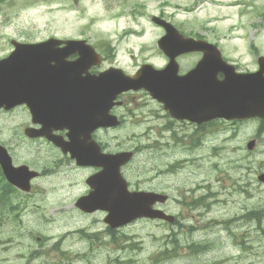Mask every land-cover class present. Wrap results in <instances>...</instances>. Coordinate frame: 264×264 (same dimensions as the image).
<instances>
[{"label": "rangeland", "instance_id": "374dc122", "mask_svg": "<svg viewBox=\"0 0 264 264\" xmlns=\"http://www.w3.org/2000/svg\"><path fill=\"white\" fill-rule=\"evenodd\" d=\"M2 2L6 5L2 8V16L10 17L7 19L11 26L17 27L18 37L37 40L49 35L82 36L91 41H105L115 48L113 60L108 61L120 64L130 73L144 62L155 66L164 64L156 44L163 31L151 21L155 14L164 15L186 35H201L218 43L224 57L238 64L239 69H257V56L264 55V0ZM196 59L195 55H187L181 62L184 68H189ZM129 99L135 103L123 109V125L103 132L99 137L110 149L138 150L126 168L132 184L165 191L170 196L194 189L216 190L220 191L219 197H222L220 193L227 196V190L222 188L230 187L233 179H239L236 183L238 189L252 193L257 187L258 211L263 214L257 234L252 233L257 247L252 241L253 247H247L238 264H264V183L257 179L260 173H264L261 132L258 133L252 124L243 125L239 137L233 140L225 137L226 131L221 130L194 134V129L189 126L175 125L162 106L145 93H136ZM18 118V126L1 123L0 127L3 138H18L16 162L38 163L53 174L34 182L41 189V201L22 202L15 222L17 225L3 226L0 246L8 248L0 251V257L7 258L6 264H26L27 261H22L19 256L30 250H38L41 256L29 264H52L51 254L58 249L53 247H61L63 264H205V259L219 256L221 243L212 247L215 255L211 258L202 251L199 255H190L186 247H179L176 255L170 253L171 231L155 221L140 220L114 235L108 234L103 213L83 214L74 210V201L86 189L82 177L87 171H68L67 161L58 150L42 140H26L22 133L25 126L22 128V125L28 119L22 112ZM169 123L175 126V132L166 128ZM256 137L259 138L257 159L249 173L246 163L250 164L251 157L246 156L245 150H238V145L240 141ZM240 156L244 158L241 164L238 162ZM231 198L238 200L237 197ZM233 204L236 206L237 202ZM231 207L228 202L212 206L211 217L219 219L222 212L231 210ZM169 209L173 211L174 204L171 203ZM211 230L218 239L223 238V231L216 227ZM202 238L205 236L197 239ZM224 244L223 253L229 263L234 251L228 241ZM165 249L168 253H163Z\"/></svg>", "mask_w": 264, "mask_h": 264}, {"label": "flooded vegetation", "instance_id": "af4514ba", "mask_svg": "<svg viewBox=\"0 0 264 264\" xmlns=\"http://www.w3.org/2000/svg\"><path fill=\"white\" fill-rule=\"evenodd\" d=\"M1 11L2 10L0 9V14ZM16 33L17 30H15V27L10 26L8 20H0V89L11 88L10 93L0 91V99H9L11 103H13L10 106H6V104L0 105V127L1 123L10 124V126L12 124H16L18 126V115L20 112L24 113L28 119L25 126L33 125L37 127V124H33V115L30 112L28 104L23 102L24 94L20 93L18 90L19 88L23 89L24 87L30 90V96L28 95L27 99L29 103H34L35 100L33 90L36 86H41V83L44 80V76L36 79L35 72L40 68H43L44 70L49 69L52 62L45 57L36 55L35 52H26V46L19 48V43L28 44L29 42H34L35 40L30 38H20ZM71 38L84 39V37L81 36ZM85 40L88 42V39L85 38ZM93 45L96 50L102 51L103 57L104 53H107V51L110 50L105 47H100L99 42L93 43ZM60 47H64V45H61ZM65 52L67 54L65 57V64H70L71 72L68 74L70 80H73L74 76L77 74H96L101 68H103L94 64L96 57L89 53L85 56L83 61L76 63L75 60H77L80 56L76 46L66 47ZM125 93H122L121 97ZM19 102L21 104H19ZM124 105L125 103L123 101L121 106L113 107L111 112L118 115L122 119L123 113L121 108ZM224 123L228 124V126L222 130L229 132V139H237L241 133L240 130L243 122L229 121ZM206 124L207 123L194 125L197 128L196 133L203 132L205 129H208L209 126ZM17 126L15 128H17ZM99 130L100 129H97L92 133V138L96 141L99 140ZM58 134L65 136L66 131H58ZM17 140L18 138L16 137L3 138L0 130V153L7 154L13 165H18L16 164V149L18 147ZM27 140L30 141L34 139L27 138ZM258 145V137L255 138V145L253 148H247V141H240V144L238 145V150H245L246 156L251 157L250 164L246 163L249 173L252 171V164H256L255 162L257 158L255 156ZM81 148H83L82 143ZM241 156L238 160L240 164L244 160ZM64 159H68L67 155ZM88 161H90V159H88ZM71 162L73 161L71 160ZM27 166L35 171L37 176L30 180L29 190L23 191L6 181L2 171V160L0 158V232L3 231V226L5 224H10L11 220L18 219V206L15 205L13 201L19 193L25 194L27 199L34 202L41 201V189H39L34 182L43 178V173L46 171L45 166L38 163H34L32 165L29 164ZM75 168L88 169V175L99 170L98 168H94L92 166H77ZM232 182L231 186L227 189L225 186L222 188L227 190V196H223V193H220L222 197H219L220 191H211L210 189L206 191H198L197 189H194L178 191L177 194L171 197L170 201L155 203L153 205L154 208H159L165 212H169L168 204H170V206L171 203L174 204V210H170V213L174 216L172 222L167 223L161 220H156V222L158 225L169 226L172 236L171 247H173V250L176 253L179 247H188V254L190 255H199V251L204 250V252H206V256L211 258L215 255L212 251V247H217L218 244L216 243H221L220 247H222V250L219 256L212 259H205V264H231L232 260L233 264H238L240 263L239 260L241 259V254L246 252L247 247H253L252 241H254L255 247H257L256 239L252 238V233L257 234L259 229L257 187H255V190L251 193L249 191L236 188V183L239 182V179H235ZM136 186L137 185L134 184V187ZM138 187L141 188L140 186ZM146 189L155 192L158 191L154 188ZM229 196L237 197L238 200L236 201L233 198L230 199ZM226 202L232 206L231 210L222 212L219 219L212 218V206L226 205ZM233 202H237L236 206H234ZM175 209L178 211H175ZM212 227H216L217 230L224 232L222 239H218L216 235L211 234L213 233V230H211ZM195 234H199L197 238L202 236H205V238L200 240L193 238ZM226 241L229 242V247H231L234 251L232 259L229 263H227L228 260H226V256L223 253V250L225 249L224 243ZM248 242H250V245H247ZM201 247L203 248L201 249ZM19 257L22 261L26 260V264H29V262L34 259V253L31 254L28 252L27 254H23ZM51 257L53 258V262L55 264H59L61 254L57 255L52 253ZM5 261H7L6 258H0V264H3ZM113 261H115V259Z\"/></svg>", "mask_w": 264, "mask_h": 264}, {"label": "water", "instance_id": "95a60500", "mask_svg": "<svg viewBox=\"0 0 264 264\" xmlns=\"http://www.w3.org/2000/svg\"><path fill=\"white\" fill-rule=\"evenodd\" d=\"M153 20L166 27L167 33L160 40V44L166 46L165 52L169 53L172 51L170 48L172 44L180 48L182 46H190L192 43V39H183L164 20H159L155 17ZM52 43L53 41H46L36 44L33 47L34 52L42 54L50 53L52 58H57L58 55L56 57L53 55L54 50L48 47ZM188 48L190 47H186L184 51L189 50ZM174 55L175 53L171 55V62L165 69L155 70L150 65H144L133 77L125 76L120 70H108L99 77L100 82H95V87L99 89V92L104 87L106 92H114V96L129 87H144L158 99L166 100L168 108L174 115H177L175 106H171L168 99L177 103L180 114L184 116V103L182 99L192 98L201 104H209L211 117H264V58H259L260 68L258 71L236 73L234 72V67L226 64L221 59L219 51L211 46L210 55L207 58L204 57L198 63L196 69L184 77H177V65L173 60ZM53 72L54 70L52 69L50 78L53 76ZM220 72L224 73V78L221 80L217 77V74ZM61 93L52 86L49 92L50 105L48 108L51 114L60 113L59 119L65 121L66 126L75 127L82 117V114H80L81 108L78 107L77 113L74 112L69 106L64 104ZM170 95H174L172 99L168 97ZM39 120L44 123L42 119ZM108 162L109 164L101 176H108L106 181L108 179L115 181L113 187L122 195V198H107L104 196V203L97 204L96 206H100L112 214L113 219L117 220L115 226L140 215L155 216V211L152 212L150 210V203L154 202L160 195L143 192L132 194L127 191L124 194V189L126 190V187L124 188L125 183L121 182L122 178L118 174V167L124 161L120 157L114 156L109 158ZM259 179L264 181V174L260 175ZM136 193L137 196H135ZM145 196H148L150 199L145 198Z\"/></svg>", "mask_w": 264, "mask_h": 264}, {"label": "bare ground", "instance_id": "6f19581e", "mask_svg": "<svg viewBox=\"0 0 264 264\" xmlns=\"http://www.w3.org/2000/svg\"><path fill=\"white\" fill-rule=\"evenodd\" d=\"M187 161V160H186ZM186 165V164H185Z\"/></svg>", "mask_w": 264, "mask_h": 264}]
</instances>
